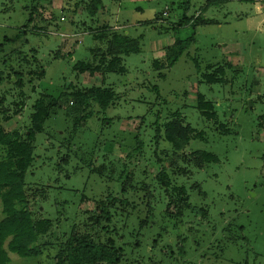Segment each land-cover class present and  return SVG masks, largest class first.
<instances>
[{
  "label": "rangeland",
  "instance_id": "374dc122",
  "mask_svg": "<svg viewBox=\"0 0 264 264\" xmlns=\"http://www.w3.org/2000/svg\"><path fill=\"white\" fill-rule=\"evenodd\" d=\"M102 1L103 10L92 21L85 10L89 0H0V110L12 116L4 122L0 115L5 130L27 131L32 104L42 95L64 107L62 95L70 87L99 86L118 96L103 110L92 105V117L76 129L75 115L53 111L36 134L25 176L28 203L35 219L53 225L38 237V257L8 253V264H57L71 229L85 230L87 217L98 211L95 201L108 195L129 203L118 208L114 222L113 237L123 248L120 264H264V130L258 126L264 113V0ZM183 13L200 14L205 23L173 27ZM105 25L141 36L139 52L123 57L124 73H78L74 65L90 61L91 48L99 46L87 27ZM176 38L183 54L172 67L161 66ZM208 64L230 66L225 84L201 80ZM14 75L23 88L12 85ZM198 94L214 105L217 124L201 116ZM15 102L21 109L13 115ZM175 113L183 125L203 133L179 154L204 151L216 157L200 168L188 165L177 181L195 210H185L182 218L173 216L178 207L164 212L170 199L147 177L156 175L152 163H141L129 190L117 194L131 174L125 156L132 137L143 139L144 155L153 159L150 136ZM220 125L227 132L221 133ZM63 139L67 146L60 147ZM90 233L105 239L100 228Z\"/></svg>",
  "mask_w": 264,
  "mask_h": 264
},
{
  "label": "trees",
  "instance_id": "16d2710c",
  "mask_svg": "<svg viewBox=\"0 0 264 264\" xmlns=\"http://www.w3.org/2000/svg\"><path fill=\"white\" fill-rule=\"evenodd\" d=\"M36 1V0H34ZM41 1V0H37ZM102 0H89L86 5V14L92 21H95L98 13L103 10ZM35 11V10H34ZM34 14H30L29 23L33 20ZM163 15V13H162ZM205 21L201 15L187 17L185 13L177 19L175 28H182L190 25L191 27L203 25ZM87 31L92 35V39L99 43L90 50V61L78 62L73 69L80 74L87 73L92 76L100 74L104 76L107 73H124L123 57L130 54H136L140 49L141 36L130 37L121 32L118 27L105 25L92 29L87 27ZM194 32L188 39L193 40ZM184 46L179 38H176L165 50L164 61L166 68L172 67L177 59L183 54ZM159 67L158 61L154 62ZM198 68V63L196 64ZM211 64L205 66L206 72L202 73L201 80L207 84H225L227 65H218L213 68ZM208 70V72H207ZM11 75L7 80L11 81ZM19 76L14 75L12 85L17 88H23ZM2 78L0 76V83ZM67 89L65 95L67 104L59 103L48 95H42L32 104V114L30 115V125L23 134L17 130L7 131L0 125V148L4 156L0 159V205L2 217L0 218V264H8V253H13L21 259L36 258L40 254L38 237L45 236L52 227L53 222L47 218H34V207L28 203V186L25 184V176L34 160L33 142L36 134L43 131V124L50 117L53 111L65 110L66 116L75 115L73 125L78 128L82 122L91 118L92 105L100 109H105L110 105L113 106L118 96L112 89L93 86L83 90L70 91ZM24 95H18V99H23ZM196 107L207 120L216 123V113L214 105L205 101L203 95L196 96ZM14 107L13 115L21 109V103L11 104ZM1 118L4 122L11 120L12 116L7 115V109L0 110ZM177 113L171 116V120L160 125L155 129V134L150 136L154 149L153 159L146 158L143 152L144 141L136 135L132 137L131 144L125 160L131 165V174L124 177V183L120 192L129 190L130 183L139 174V165L143 162L152 163L156 168V175L150 180H154L168 200L165 213L170 214L173 206L177 208L173 213L175 218H182L183 212L189 210L195 213V210L188 204L189 196L183 185L178 184V180L187 174V166L193 165L200 168L203 163L216 161V157L204 151L192 152L188 155L179 154V151L188 145L190 139H202L203 133L197 132L188 125H183ZM258 126L264 130V113L258 118ZM221 133L227 132L223 125L219 126ZM154 132V130H153ZM67 141L63 139L60 147L67 146ZM127 143V141H126ZM165 144L167 149L161 148ZM152 161V162H151ZM147 189V186H142ZM116 194V195H117ZM118 196V195H117ZM96 202L97 213H90L87 217L89 225H86L82 231L75 227L71 229L69 236L60 246L57 253V264H120L123 258V248L118 245V239L113 237L116 232L114 226L115 218L121 213L119 207L129 205V203L111 197ZM113 210H112V209ZM110 224L113 226L110 227ZM145 224V222H142ZM142 227V225L140 226ZM88 228V230H87ZM100 228L105 233V239L102 241L90 233ZM160 237V235H158ZM155 238V237H154ZM156 240L153 243L155 245Z\"/></svg>",
  "mask_w": 264,
  "mask_h": 264
},
{
  "label": "built area",
  "instance_id": "2783aa9c",
  "mask_svg": "<svg viewBox=\"0 0 264 264\" xmlns=\"http://www.w3.org/2000/svg\"><path fill=\"white\" fill-rule=\"evenodd\" d=\"M163 15H165V13H163Z\"/></svg>",
  "mask_w": 264,
  "mask_h": 264
}]
</instances>
